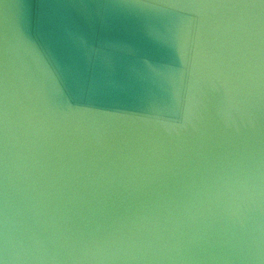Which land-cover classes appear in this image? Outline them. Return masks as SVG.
I'll list each match as a JSON object with an SVG mask.
<instances>
[{
	"label": "water",
	"instance_id": "obj_1",
	"mask_svg": "<svg viewBox=\"0 0 264 264\" xmlns=\"http://www.w3.org/2000/svg\"><path fill=\"white\" fill-rule=\"evenodd\" d=\"M0 264H264V0H0Z\"/></svg>",
	"mask_w": 264,
	"mask_h": 264
}]
</instances>
